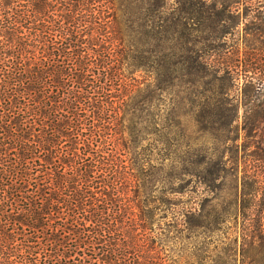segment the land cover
Listing matches in <instances>:
<instances>
[{
    "label": "trees",
    "instance_id": "16d2710c",
    "mask_svg": "<svg viewBox=\"0 0 264 264\" xmlns=\"http://www.w3.org/2000/svg\"><path fill=\"white\" fill-rule=\"evenodd\" d=\"M131 1L0 0V264H179L175 253L184 264H264V218L244 214L256 228L237 229L239 213L254 201L200 200L167 212L155 229L159 207L123 191L133 177L140 192L143 179L142 167L117 155L109 132L129 115V67L148 66L157 82L173 84L181 66L193 85L208 75L229 80L234 69L231 57L222 75L210 69L213 60L187 42L186 55L175 59L171 26L162 63L157 24L148 57L140 50L142 24L134 28L140 51L130 59L118 17ZM247 53L234 60L256 70ZM254 70L245 74L250 84ZM230 110L226 125L238 119V109ZM233 207L232 233L211 248L201 237L221 227ZM167 241L175 248L164 247Z\"/></svg>",
    "mask_w": 264,
    "mask_h": 264
},
{
    "label": "rangeland",
    "instance_id": "374dc122",
    "mask_svg": "<svg viewBox=\"0 0 264 264\" xmlns=\"http://www.w3.org/2000/svg\"><path fill=\"white\" fill-rule=\"evenodd\" d=\"M118 20L126 33L122 37L130 59L141 49L144 56L151 55L150 26L157 24L161 41L156 49L162 63L170 50L165 49L164 35L171 26L177 28L175 59L186 55L181 44L187 42L213 60L210 69H217L219 74L227 68L225 58L231 57L228 70L234 68L229 80L208 75L193 85L185 82L186 69L181 66L173 84L157 82L148 66L129 67L125 75L135 88L125 97L131 105L129 115L112 122L109 132L117 144V155L126 159L127 165L133 161L142 167L143 179L140 192L133 177L123 191L131 199L141 195L150 206L159 207L154 216L155 229L159 223L164 225L167 212L187 204L194 206L200 200L213 205L254 201L250 209L239 213V231L243 224L250 226L253 218H264V0H164L160 8L154 0H132ZM139 24L145 44L137 51L134 28ZM122 42L115 41L121 43L119 50ZM245 52L256 59V70L252 64L244 62L243 67L234 60L245 57ZM224 61L227 63L222 64ZM250 69L256 72L251 84L245 77ZM230 108L238 109V119L226 125ZM130 170L138 173L137 169ZM218 174L221 177L217 179ZM235 209L225 213L228 220L221 227L213 226L201 237H206L211 248L232 233ZM250 213L252 219L244 216ZM162 245L175 248L170 241ZM174 258L179 264L186 260L176 253Z\"/></svg>",
    "mask_w": 264,
    "mask_h": 264
}]
</instances>
